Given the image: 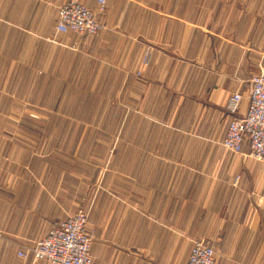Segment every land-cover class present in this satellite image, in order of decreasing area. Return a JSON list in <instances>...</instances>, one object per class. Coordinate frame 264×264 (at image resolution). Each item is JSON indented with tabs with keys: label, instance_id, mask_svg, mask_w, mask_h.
<instances>
[{
	"label": "crops",
	"instance_id": "0c3cea01",
	"mask_svg": "<svg viewBox=\"0 0 264 264\" xmlns=\"http://www.w3.org/2000/svg\"><path fill=\"white\" fill-rule=\"evenodd\" d=\"M62 2L0 0V264H51L17 252L83 205L99 264H186L195 240L264 264V160L222 145L264 0H105L94 36L56 31Z\"/></svg>",
	"mask_w": 264,
	"mask_h": 264
},
{
	"label": "built area",
	"instance_id": "2783aa9c",
	"mask_svg": "<svg viewBox=\"0 0 264 264\" xmlns=\"http://www.w3.org/2000/svg\"><path fill=\"white\" fill-rule=\"evenodd\" d=\"M92 10L80 0H63L57 7L55 29L58 33L71 31L80 36H94L102 24L99 14L105 9V0H97ZM151 49L146 47L139 59L140 66L150 61ZM140 69L136 71L140 74ZM242 95L233 92L227 99L228 121L223 147L232 153L264 160V69L250 79L247 107L238 113ZM237 179V177H236ZM91 232L88 227V209L78 208L59 221L29 249L19 250L18 256L28 255L33 260L45 259L51 264H99L92 256ZM215 251L203 240L193 241L186 264H214Z\"/></svg>",
	"mask_w": 264,
	"mask_h": 264
},
{
	"label": "rangeland",
	"instance_id": "374dc122",
	"mask_svg": "<svg viewBox=\"0 0 264 264\" xmlns=\"http://www.w3.org/2000/svg\"><path fill=\"white\" fill-rule=\"evenodd\" d=\"M231 118V117H230ZM86 205H83V207H85ZM86 209H88V212H89V207H85Z\"/></svg>",
	"mask_w": 264,
	"mask_h": 264
}]
</instances>
